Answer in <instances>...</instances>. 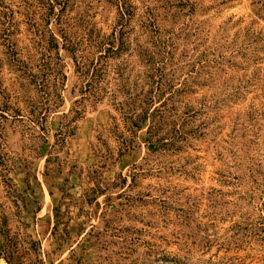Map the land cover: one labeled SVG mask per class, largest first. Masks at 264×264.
<instances>
[{"label": "rangeland", "instance_id": "rangeland-1", "mask_svg": "<svg viewBox=\"0 0 264 264\" xmlns=\"http://www.w3.org/2000/svg\"><path fill=\"white\" fill-rule=\"evenodd\" d=\"M0 264H264V0H0Z\"/></svg>", "mask_w": 264, "mask_h": 264}, {"label": "trees", "instance_id": "trees-1", "mask_svg": "<svg viewBox=\"0 0 264 264\" xmlns=\"http://www.w3.org/2000/svg\"><path fill=\"white\" fill-rule=\"evenodd\" d=\"M164 105L165 104L163 103L161 106H157L155 108L154 112L150 114V117H151L152 123H153V129H151V132H152V130H154V128H156V126H159V124L161 123V121L163 119L164 111H163V108H161V107H164ZM154 125H155V127H154Z\"/></svg>", "mask_w": 264, "mask_h": 264}]
</instances>
